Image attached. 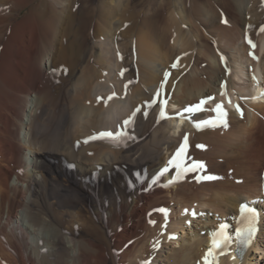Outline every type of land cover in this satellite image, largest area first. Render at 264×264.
<instances>
[{"label":"bare ground","instance_id":"6f19581e","mask_svg":"<svg viewBox=\"0 0 264 264\" xmlns=\"http://www.w3.org/2000/svg\"><path fill=\"white\" fill-rule=\"evenodd\" d=\"M115 1L97 5L98 1L92 0L85 7L80 0H45L43 9L38 10L36 0H0V264H134L142 242L157 227L183 228L191 223L192 215L206 219L211 216L209 212L222 215L219 223L224 224L231 238L226 247L215 250L216 264H249L251 249H260L257 236L262 224L259 210L246 200L258 199L264 187V41L255 46L263 56L261 68L250 77L254 87L248 91L249 102L240 97L233 103L224 99L222 102L218 93L229 96L228 89L234 88L230 85L238 83L231 77L229 59L225 61L223 55L215 53L216 48L207 46L203 48L211 55L207 68L201 70L196 63L203 54L193 67L187 68L188 74L179 71L181 74L176 73L174 80L169 81L171 70L165 75L167 66L156 60L160 54L153 47L157 39L148 34L151 30L155 37L160 27H155L154 19H145L137 59L140 75L147 92L162 93L160 102L167 101L164 111L168 110L171 123L156 125L149 139L142 122L130 126V132L125 125V129L106 130L111 125L105 118L121 107V113H125L141 99L142 113L150 108L143 100L145 93L138 89L135 99L118 101L113 111L102 113L100 100L108 101L114 93L120 97L123 88L116 87L119 76L116 78L111 60L109 65L98 60L103 64L97 62L104 68L102 75L95 69L96 63L86 64L98 42L87 44L91 35L109 34L124 21L114 16ZM236 2L234 8L225 4L227 13L242 17L252 14L254 19H243L248 29L264 22L263 0ZM27 7L30 11L20 17ZM98 17L111 30L103 31ZM177 23L175 31L170 30L169 23L159 30L173 31L176 47L187 45ZM225 31L230 39L237 34ZM66 34L71 35L68 42L63 40ZM251 48L254 47L244 43L238 51ZM201 53L202 50L198 54ZM188 58L182 63L186 64ZM233 64L238 65V59ZM235 68L236 76L245 83L244 69ZM77 71L81 72L78 76ZM209 97L214 99L208 100ZM202 100H207L201 106L209 112L194 109L184 112L183 118L176 116ZM50 101L53 105L47 107ZM221 103L226 117L214 110ZM237 104L243 116L229 106ZM156 109L160 115L161 107ZM88 121L92 123L87 124ZM202 122L209 123L195 126ZM151 124L144 127H155ZM28 129L27 140L23 133ZM105 132L123 133L120 137L125 138V143L115 145L117 139L100 136ZM185 136L187 147L177 157ZM174 158L179 168L169 164ZM118 165L125 167L124 177L113 174L111 168ZM132 168L136 171L134 177L127 174ZM165 168L168 171L164 172ZM242 205L256 212L251 245H245L237 232L246 224ZM230 218L233 226L225 223ZM204 227L208 238L190 239L188 245L168 253L162 264H204V257L212 248V234L219 230L208 233ZM201 244L208 248L205 256L198 252ZM158 260L154 257L152 264H158Z\"/></svg>","mask_w":264,"mask_h":264},{"label":"rangeland","instance_id":"374dc122","mask_svg":"<svg viewBox=\"0 0 264 264\" xmlns=\"http://www.w3.org/2000/svg\"><path fill=\"white\" fill-rule=\"evenodd\" d=\"M91 1L92 0H83V1L80 0L81 3H84L83 5L85 7L86 6L88 7L89 4H91ZM97 1H98L97 5H100L102 3L107 2L108 0H97ZM44 3H45V0H36L35 5L38 6V10H42L44 7ZM225 4H230V6H232V8H234L236 6L237 2H236V0H116L115 1L114 5H113L115 7L114 8V16L116 17V19H118V18L122 19V20L124 19V21H122V23L119 24V26L116 29H114V27H113V30L109 34L98 33V35L95 37L90 34L91 40L87 44V46H90L91 43L95 40H96V42H98L97 43V45H98L97 49L92 50V53L87 57L86 64L91 66V65H95V63H96L97 65H96L95 69L98 68L97 71H99L100 74L102 75V73H104V68H102L98 65V63H99L98 60H100V58H101V60L104 61L102 63H105L106 65H109L112 62L111 66L114 65L113 68L114 69L116 68L114 70L115 73L117 74L116 78H118V76H119L118 80L116 79V81H118V82H116V85H117L116 87L123 88L122 91L120 89V92H119V95L121 94L120 95L121 98L119 96H116V93H114L113 95L109 96L108 101L103 99V98L100 100L102 102V103H100L102 105L101 106L102 113H103V115H107V113H109L110 111H113L117 105L116 103L119 104L118 101H120V103H121L123 101H127L128 99L129 100L135 99V94H136L138 89H140L141 92L145 93L144 94L145 99H143V100H145V103H146L145 105L146 106L148 105V107H150V108L147 107L148 111L142 113L143 111L141 109L143 108V106H142V100L141 99L138 100L137 102H135L134 105L136 106V108L134 105H132L133 108L131 106L130 108H128L126 110L125 113H121V111L123 112V110H122L123 107H121L122 109L120 108L119 112H117L118 110L113 112V115H115V116L112 115L111 117H108L107 119L105 118L104 121H106L107 124L110 122L109 125H111V126H108L107 128H105L106 130L109 127H110V129H108V130H110V131H115V130H118L119 128L123 129L124 128L123 126L125 125L123 121L128 120L126 117L127 116H128V118L131 117V114L137 108L140 109V111L137 112L135 117H134V120L136 119L137 122L134 121V123H130L129 125H125L126 128L128 127L127 128L128 132L131 131L130 126L131 127L135 126V124L140 125V122L144 123V125L151 122L152 123L151 125H153L155 127L151 126L152 128L151 127L147 128L149 130H147L146 127H144V125H143V128L147 134L145 137L149 139L151 134H153V132H155V129L157 128L156 125L170 124L171 123L169 118H163L162 119L160 117V115L157 114L158 112L156 111L157 110L156 108H158L159 106L161 107L162 105L164 107L163 102H160L163 95H162V93H159V95L158 94L152 95L149 92H147L148 90H147V87L145 86V84L143 83V81L141 79L140 69H139V65L137 62V59H138V56L140 53V38L139 37L141 36V32L143 30V28H142L144 26L143 21L147 18L150 20L151 19L155 20V24H156L155 27H157V29L159 27H160L159 29H162L161 27L164 24L168 25V23H169L170 24L169 25L170 30L175 31V26H176L175 24L177 22H179L177 24L181 26V32L186 37L185 40L187 41V45H186V43H183L182 46L176 47L172 41L173 37H174V36H172L174 33L173 31H172L173 33L171 32L172 33L171 34L170 30H169L167 32L168 33L167 34L163 30L158 29V33L163 35V37H161V39L159 38L161 35L156 36V34H158V33H155V37H154L153 31H151V30L148 31V34L150 36L153 35L154 40H155V38L157 39V40L153 41V43H154L153 47L155 49L157 48L156 50H159L158 53L160 54V56L158 55L159 57L156 60L158 62L164 63L168 67L167 68L165 66L166 69H168V70H165V72H164L165 75H166V72L168 73L169 70H171L170 71L171 76H170V74L168 75V77H170V79L168 78L169 81L174 80V77L177 75L176 73L182 72V75H184L187 72L186 74H188L190 71H188L187 68L189 66L193 67V65H195L196 59H200V57H202L203 54H204L203 58H201V60H198V62H196V63L199 65V68L201 67L200 68L201 70L207 68L210 64V60H209L210 58L209 57H211V55H209V53L205 52L207 50L203 49V48H205L207 46L208 47L212 46L213 48H216V49H214L216 54L223 55V58H225V61H228V59H229V62H227V63L231 64V66H232L231 77H233L232 78L233 80L238 82L237 84L230 85V87H234V88H233V91H230V89H228L229 94H230L229 96H226V95H224L223 92H221V95H220V93H218V98L221 99L220 101H222L224 99L225 101L229 102V100H231V102L233 103V102L237 101L236 99H238L240 97L243 100L245 99L246 102H249V99L247 100L246 97H248V91L252 90L253 89L252 87H254V83H253V80L251 79L252 78L251 76L253 75V72H255V69L261 68V62H262V56L263 55L260 52V50L256 51L255 47L253 49L251 48L247 52L244 51L243 53H240V51H238V50H240V47L244 43L249 45V46H253V45L257 46L264 41V31H261V29L264 28V22L258 26L252 25L251 26L252 28L249 27V29H248V26L246 27L243 24V19L244 18L245 19L246 18L254 19L253 15L252 14H244L242 17V15H239L235 12L232 13V15H231V13H227V10H226L227 8H226ZM92 6H93V4H92ZM30 9H31L30 7L25 8L23 10L22 14L20 15V17L22 15L28 13L30 11ZM210 11H212V12H210ZM172 13H174V14H172ZM216 13H218V14H216ZM171 16L174 18L173 20H170V19H172V18H169ZM208 17H210L212 20ZM177 18L180 21H176V20H178ZM168 19L171 22L173 21L172 22L173 24L171 22L167 21ZM98 20H101V19L98 17ZM225 20L227 21V23L224 22ZM230 21H232V22L230 23ZM105 22L106 21H102V20L99 22L100 27H102V30L103 31L111 30V28ZM122 24H123V26H122ZM183 25H185V26H183ZM229 25H231V26H229ZM66 26H68V24ZM236 26H237V28H236ZM108 27H109V29H108ZM171 27H172V29H171ZM225 29H227L228 31H230L232 33H237V34H235V38L230 39L229 36H226ZM113 32H115V33H113ZM169 33L171 35H169ZM106 35H107V37H106ZM166 36H169V37H167L168 39L166 38ZM70 38H71V35H67V34L63 35V40H65V42H68ZM105 38H106V40H105ZM247 38H249V40L252 41L251 44L249 43V40H246ZM205 43H206V45H205ZM207 43H208V45H207ZM155 44H156V46H155ZM165 45H166V47H165ZM193 45H196V47H194ZM199 45L201 46L200 48H199ZM186 46H189V47H186ZM192 46H193V48H192ZM219 46L222 50L219 48ZM194 48H197V49H195V50H197V51H195L196 54H195V52H193L194 50L192 51V54H191V50ZM223 49H224V51H223ZM201 50L203 53L198 54V53H200ZM97 54H99V55H97ZM190 55H192V56H190ZM101 56H103V57H101ZM109 56H110V58H109ZM194 56H195V59L193 58ZM106 57H108L109 59ZM174 57H176V58H174ZM186 58H188L189 61L191 60L190 62L188 61L189 64H187L188 62L186 63L187 65L185 63H182V62L187 61ZM183 59H185V60H183ZM235 59H238V63H239L238 65L233 64V61ZM110 60H111V62H110ZM112 60H114V61H112ZM202 60L204 63L202 62ZM199 61L201 63H199ZM207 61H209V62L207 63ZM102 63L100 62L99 64L103 65ZM180 63L182 64V66ZM173 64H175L176 66L173 67ZM184 64H185V66H187L186 69H185ZM200 64H202L203 66H201ZM206 65H207V67H206ZM183 66H184V68H183ZM235 67H239V68L244 69L245 83L243 81H241L239 76H236V74H235L236 68ZM182 68L184 69V71ZM117 70H119V71H117ZM261 70L263 73L262 74V80H264V69L261 68ZM80 73H81L80 71H77V76H78V74L80 75ZM59 75H60V73H59ZM165 75H164V77H165ZM122 78H123V81H122ZM205 78L203 75V79H205ZM124 79H126V81ZM119 80H121L122 82ZM124 81H125V84L123 83ZM243 88H245L244 92H246L247 94L243 92ZM124 97H126V98H124ZM104 100H105V102H104ZM224 100L222 102H224ZM153 101H154V103H152L151 106H149V102H153ZM51 102L53 103V101H50L47 104V107H49V106L51 107L53 105ZM107 102H109V103H107ZM88 103L89 102H87V106L92 107L91 104L90 103L88 104ZM159 103H160V105H159ZM229 106H231L230 108H233V110H236V105H229ZM109 107H111V108L109 109ZM133 109H135V110L133 111ZM200 109H201V111L202 110L206 111L205 107L201 106ZM50 110L47 111V113L50 112ZM130 112H131V114H130ZM165 112L167 113L168 110H166ZM206 112H209V110H207ZM146 115H147V117H146ZM152 115H154L155 117H156V115H158L159 119H158V117L155 118ZM123 117H125L126 119L124 118L125 119L124 120ZM145 118H146V120H145ZM111 119H112V121H111ZM145 121H147V122H145ZM91 123H92V121H88L87 124H91ZM173 125H174V123H173ZM29 134H30L29 129L23 133V135H25L27 140L29 139ZM94 142L95 141H93L92 143H94ZM123 143H125V138L118 137L117 142H115V145H121ZM139 143H142V142H139ZM139 143H137V145ZM96 151L97 150H95V152ZM30 161H32V159H30L29 162ZM124 168H125L124 166L118 165V166H113L111 168V170H112L114 175L118 174V175H121L122 177H124V175L126 174L125 173L126 171H124ZM127 174L133 175V177H134V175H136V171L132 168V171L131 172L127 171ZM164 175H166V174L165 173L161 174V176H164ZM112 177H113L112 179H115L114 176H112ZM37 179L39 180L40 177L38 176ZM89 196L91 198V194H89ZM250 199L251 198H248V200H246V202L249 204H254L255 207H257V209L260 212V216H259L260 224L261 223L262 224H261L260 233L257 236L258 248H260V249H259V251H252V249H251V252L249 253V257H248V262H249V264H264V187H262L261 194L258 196V199H255V200H253V199L250 200ZM209 214H211L210 218L201 219V218L196 217L198 219L197 221H196V218L193 217L194 215H192L191 216V223L190 224H184L183 228H180L179 226L177 228H174V227L170 228L167 226H161V227L159 226V228L157 227L155 230V233L153 235H148L147 238L145 239V241L142 242V244L140 246V251L137 254L138 257L133 258L134 264H145V262H148V264H152V260L154 257L157 260L158 259L161 260V261L158 260V262H159L158 264H162L164 259H166L168 255H170L168 253H171L172 251L180 250L184 245H188V243H190L189 242L190 239L208 238L209 234H207L206 231L202 230V226H205L204 228L208 229V231H209L208 233H210L211 230L212 231L218 230L221 228L222 225H224V224H222V222H221V224L219 223V221L222 220V217H221L222 215L221 216L214 215V213H212V212H209ZM89 216L90 215H88V217ZM19 217H22V215L20 214ZM203 220H205V221H203ZM228 221L225 223H227V225H229V226H233L234 223L232 222V218L228 219ZM204 222H207V223H204ZM196 233H197V236H196ZM207 249L208 248L206 247L205 244H201L199 246L198 252L202 253V256H205V253H207V251H208ZM234 256L236 258V254H234ZM139 258H141V260ZM225 264H229V263L226 262ZM241 264H244V262L241 261Z\"/></svg>","mask_w":264,"mask_h":264},{"label":"snow or ice","instance_id":"6c2138e0","mask_svg":"<svg viewBox=\"0 0 264 264\" xmlns=\"http://www.w3.org/2000/svg\"><path fill=\"white\" fill-rule=\"evenodd\" d=\"M224 22L227 23L226 20ZM261 31H264V28H262ZM249 43L251 44L252 41L249 40ZM253 47H255V45H253ZM222 59H223V57H222ZM175 66L176 65L174 64L173 67H175ZM224 95H227V93L225 92ZM262 95H264V93H262ZM212 99H214V98L213 97H209L208 98V100H212ZM206 102H207V100H202L199 105L188 107V108L184 109L182 112L176 113V116L183 118V113L184 112H192L194 109L195 110H199L201 105H203ZM152 103H154V101L153 102H149V106H151ZM166 103H167V101L165 100L163 102V104H166ZM229 103H231V100H229ZM236 109H237V111L240 112L241 116H243V111L240 108L239 104L236 105ZM214 110L217 111L222 117H226V115H227L226 111L224 110V107H223L222 103L221 104H217L216 109H214ZM139 111H140V109L137 108L132 113V116L129 117L128 120L124 121V124L125 125H129L130 123H134V117H135L136 113L139 112ZM160 117L162 119L163 118H172V117H168L167 116V113L164 111L163 105L161 106ZM224 122L226 124V121H224ZM206 123H209V122L198 123L195 126L197 128H200L202 126V124H206ZM121 135H124V134L123 133H119V132L118 133H112V132L100 133L101 137H108V138H111L113 140L117 139ZM187 142H188L187 136H185L184 137V144L181 146V149L178 150V152L176 154L177 157H179L181 155V153L186 149ZM198 147L203 148L204 145H198ZM169 164L170 165H175L176 167L179 168V164H176L175 158L173 160H170ZM200 167H203V165L201 164ZM163 171L166 172V171H168V169L165 168ZM207 178L208 179H212V177H207ZM241 213H242V220L246 221V224H245L244 227L238 229L237 232H238V235L241 238L242 242L245 245H251L252 237H253V234L255 232L254 221H255V218H256V212H255L254 209L248 208L247 205H242L241 206ZM212 236H213L212 248L209 249L208 253L204 257L205 264H216V261L214 260V252H215V250L223 249L224 247H226L227 244L229 243L230 239H231L226 234L225 226H223V225L221 226V228L217 232H214L212 234ZM145 264H148V262H145Z\"/></svg>","mask_w":264,"mask_h":264}]
</instances>
